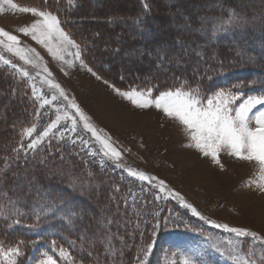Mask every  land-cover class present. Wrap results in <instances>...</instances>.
<instances>
[{
  "label": "trees",
  "instance_id": "16d2710c",
  "mask_svg": "<svg viewBox=\"0 0 264 264\" xmlns=\"http://www.w3.org/2000/svg\"><path fill=\"white\" fill-rule=\"evenodd\" d=\"M14 1L51 10L62 21L71 20L66 30L81 45L87 65L118 88L158 85L164 90L185 83L203 93L220 87L255 93L264 90V15L254 14L264 0H253L248 6L242 1L219 0L214 8L220 12L208 8L215 0H181L171 5L163 0ZM201 3L205 6L196 9L200 20L193 24L194 29H177L192 19L185 8ZM203 16L206 18L201 19ZM169 22L176 28L167 30ZM239 41L249 49H240ZM204 44L200 56L196 52L191 57V67L185 61L189 54L176 50L182 47L188 52L189 45ZM165 45L168 47L163 48ZM133 49L139 55L121 62ZM161 56L165 57L162 62ZM129 62L143 65L126 71ZM9 79L0 72V215L5 216L0 217V237H5L4 229L17 227L24 244L54 240L75 264H135L133 258L142 255L140 245L151 242L152 235L146 226L139 227L146 219L135 221L129 215L122 189L115 190V184H121L119 178L109 169H95L93 177H85L87 191L84 187L75 190L60 179L58 170L39 163L44 158L41 152L22 154L19 133L29 105L16 101ZM64 150L68 162L70 150ZM90 166L79 161L75 175H82L80 170ZM51 198L58 210L50 214ZM163 236L165 232L161 239L166 238ZM208 254L216 256L211 251ZM150 262L157 263L156 247L149 254L147 264Z\"/></svg>",
  "mask_w": 264,
  "mask_h": 264
},
{
  "label": "rangeland",
  "instance_id": "374dc122",
  "mask_svg": "<svg viewBox=\"0 0 264 264\" xmlns=\"http://www.w3.org/2000/svg\"><path fill=\"white\" fill-rule=\"evenodd\" d=\"M163 1L165 4L171 5L175 1L181 0ZM234 1H242L248 6V3L253 0ZM218 2L219 0H215L208 8L215 9ZM14 3L21 7H35L19 4L16 1ZM204 6L201 3L193 8H185L188 13L193 14L191 27L182 25L177 29L185 32L192 31L193 24L200 20L199 12H196V9ZM256 7L254 14L264 15V4ZM216 9L215 11L220 12V9ZM178 10L183 13L181 7ZM196 16L197 20H195ZM255 17L256 15L253 19ZM205 18L203 16L201 19ZM35 19L36 17L32 14L12 9L6 3L0 7V28L17 35L20 47L34 49L35 52L30 53L33 59H35V53H38L40 57L35 64H27L0 45V58H2L0 59V72L10 78L13 97L16 101L19 100L29 105L24 114V124L20 128L19 145L21 143L26 145L29 142V138L23 136L27 128L35 129L34 138L40 135L57 115H64L66 102L63 97H60L58 91L51 89L44 82L45 79L50 78L61 86L69 98L76 99L103 135L111 136L114 146L121 152L119 163L123 167H114L115 161H109L108 158L99 154L95 157L86 156L83 151H80L82 146L79 142L75 147L72 146L70 133L65 137L68 143L66 145L63 141L60 143L62 148L70 150L69 153L76 159L67 153L68 162L65 158L64 164L60 165L58 159L55 168L52 167V164L47 167L58 170L60 179L67 186L75 190H81L84 187V191H87L88 187V184L84 185L86 176L93 177L95 169H109L112 171L111 174L120 180L121 184L119 185L117 182L115 190L122 189V200L128 201L129 215L135 221L146 219L144 225L141 223L139 227L146 226L149 233L153 222L152 216L159 214L160 217H169L172 222H169L167 227L162 223L157 229V233L151 237L150 243H154V247L157 248L156 264H184L186 258L196 259L198 264H209V262L210 264H247L252 259H255L257 264H264V243L250 237L240 238L224 229L214 227L215 224H224L229 227L248 229L257 233L261 240H264V190H262L264 174L261 173L258 163L241 161L229 156L226 151H222L219 153L220 164H217L210 156L205 157L194 147H188L190 140L183 126L175 120L166 118L162 112L154 108L142 110L133 107L130 102L118 96L109 84L104 83V80L97 79L87 70L90 66L87 65L83 54H81L83 66L81 65V60L75 57L76 49L69 47L67 52L62 53L66 61L73 62V66L69 67L64 61L54 58L30 36L23 35L20 29L30 26ZM170 27L176 28L169 22L166 29L169 30ZM205 46V44L195 47L189 45L188 52L182 47H176V50L185 56L189 54L185 57V61L186 65L191 67V57ZM166 47L168 46L165 45L163 48ZM239 47L245 51L249 49L240 41ZM138 55L137 49H133L122 58L121 62H126ZM4 60L11 63L5 65ZM12 65L18 66V69L27 70L29 76L24 77L22 71L13 68ZM125 65V70L130 71L142 66L143 63L129 62ZM45 67L51 73L50 77L43 71ZM185 85V83L181 84L182 87ZM192 87L193 91L199 88ZM218 89L230 90L227 87ZM239 92H243L245 96H264V90L258 93L253 90ZM199 94L205 95L202 91ZM53 95L57 97L55 100H52ZM45 99L49 100L48 104H44ZM68 111L71 113L73 110L69 109ZM60 126L70 127V120H62ZM251 126L255 127L254 121ZM77 131L84 139L91 137L90 133L82 131V125H78ZM41 148L42 146H38L35 153L41 152ZM91 148L97 153L100 151V145L94 141ZM22 154L24 153L22 152ZM65 154L63 153L64 157ZM79 161L91 166L86 170L81 169L82 175H75L74 169L79 165ZM127 168L143 171L157 179L149 185L147 182H141L137 178L129 176ZM159 180L165 181L168 189L179 193L187 203L201 213L204 219L201 220L192 215L189 209L182 207L175 198L169 197L167 192H159L156 187ZM157 194L161 199H156ZM86 211H89V208H86ZM0 217L5 216L0 215ZM163 232H165L163 237L166 238L161 239ZM170 233L172 235L168 238ZM2 234L5 237H0V264H8L9 260H15L16 264H46L48 256H52L57 264H75L70 253L64 248L65 255L59 254L61 247L54 240L42 241V239H38L32 243L24 244L21 242L20 229L17 227H11L10 230L4 229ZM44 235L42 234V236ZM208 247L209 251L215 253L216 256L208 254ZM15 248H19V255L5 256L2 254ZM217 255L220 256L217 257ZM207 259L209 262L205 261ZM150 264L153 263L150 262Z\"/></svg>",
  "mask_w": 264,
  "mask_h": 264
},
{
  "label": "snow or ice",
  "instance_id": "6c2138e0",
  "mask_svg": "<svg viewBox=\"0 0 264 264\" xmlns=\"http://www.w3.org/2000/svg\"><path fill=\"white\" fill-rule=\"evenodd\" d=\"M44 2L47 3L48 0H44ZM4 3L10 5L12 9H18L20 12L30 13L36 17L30 26L20 29L23 35L30 36L33 41L42 45L54 58L64 61L69 67L73 66V62L71 60L66 61L62 53L67 52L69 47L76 49L75 57L81 60V65L83 66L81 55L83 49L72 38L71 33L66 30L67 25L72 23L71 20L62 21L59 15L51 10L36 7H21L14 3V0H0V7ZM185 26L190 28L191 21H186ZM0 45L7 52L14 53L27 64H35L40 59L38 53H35V59H33L30 53H34L35 50L20 47L18 36L11 34L3 28H0ZM196 55L200 56V52H197ZM164 58V56L160 57L161 62ZM10 63V61L4 60L5 65ZM12 67L22 71L24 77L29 76L27 70L18 69L16 65H12ZM87 70L97 79L103 80V77L91 67ZM43 71L49 77L51 76L46 67ZM121 79L123 80V77ZM44 82L51 89L58 91L60 97H63L64 102H66L64 115H57L48 124L47 128L34 138L33 133L35 129L32 127L27 128L23 136L29 138V142L26 145L21 143L19 151L28 156L38 146H42L41 152L44 158L39 163L45 167L51 163L52 167L55 168L57 159H59L60 165L64 164V149L60 141H63L66 145L68 140L65 137L66 134L70 133L72 146L75 147L77 142H79L82 146L80 151H83L86 156L95 157L99 154L108 158L109 161H115L114 167L122 168L123 166L119 163L121 152L114 146L111 136L103 135L101 130L92 122L90 116L77 103L76 99L74 97L69 98L58 83L50 78L45 79ZM103 82L109 84L118 96L130 102L133 107L142 110L154 108L162 112L166 118L177 121L179 125L183 126L189 137L190 143L187 146L194 147L205 157L210 156L215 163L220 164L219 153L226 151L229 156L241 161H254L258 163L261 173L264 174V96H245L243 92L225 89H217L214 92H208L204 96H201L199 88L193 91L187 85L175 88L166 87L164 90H161L158 85L148 88L129 86L126 90H121L114 84H111L110 81L104 80ZM33 94L35 95V92ZM56 98V95L52 96V100ZM43 102L44 104H48L49 100L45 99ZM257 106L262 107L258 108ZM69 109L73 111L69 113ZM62 120H70V127H61ZM253 121L255 127L251 126ZM78 125H82L83 132L91 134L89 139H84L78 133ZM46 140L47 142L45 143ZM93 141L100 145L99 153L92 150L91 145ZM126 171L129 176L135 177L141 182H147L149 185L157 179L136 169L127 168ZM156 187L159 189V192H167L169 197H173L179 201L180 205L189 209L192 215L199 217L201 220L204 219L201 213L191 204L187 203L179 193L168 189L165 181L159 180ZM262 190H264V186H262ZM51 199H53V205L49 206L50 214L58 210L55 198ZM156 199L159 200L161 197L157 194ZM151 220L153 222L150 226V235H155L162 223L167 227L168 223L172 222L169 217H160L159 214L152 216ZM109 223L111 224L112 221H109ZM214 227L224 229L240 238L250 237L264 243V240H261L257 233L248 229L229 227L224 224H215ZM140 235L141 239H144V233ZM153 248L154 243L150 242L140 245L139 252L142 255L133 258L135 264H147L149 254ZM2 254L5 256L19 255L20 250L19 248H15ZM59 254L61 256L65 255L62 247ZM232 259H235V257H232ZM8 264H16V262L15 260H9ZM46 264H57V261L52 256H48ZM184 264H198V261L186 258ZM247 264H257V261L252 259Z\"/></svg>",
  "mask_w": 264,
  "mask_h": 264
}]
</instances>
